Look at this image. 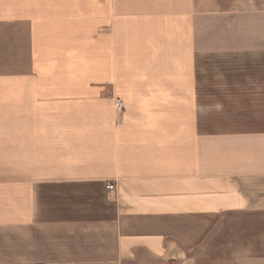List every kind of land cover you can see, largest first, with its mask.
<instances>
[{
  "label": "crops",
  "instance_id": "0c3cea01",
  "mask_svg": "<svg viewBox=\"0 0 264 264\" xmlns=\"http://www.w3.org/2000/svg\"><path fill=\"white\" fill-rule=\"evenodd\" d=\"M0 264H264V0H0Z\"/></svg>",
  "mask_w": 264,
  "mask_h": 264
},
{
  "label": "built area",
  "instance_id": "2783aa9c",
  "mask_svg": "<svg viewBox=\"0 0 264 264\" xmlns=\"http://www.w3.org/2000/svg\"><path fill=\"white\" fill-rule=\"evenodd\" d=\"M113 107L117 113H122L124 111L123 102L119 99L114 101ZM106 188H107V190H113L114 189L113 185H107Z\"/></svg>",
  "mask_w": 264,
  "mask_h": 264
}]
</instances>
